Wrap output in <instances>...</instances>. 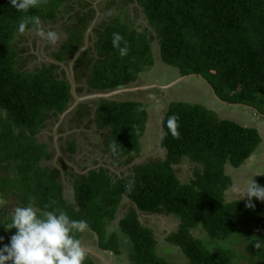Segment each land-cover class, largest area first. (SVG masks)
Segmentation results:
<instances>
[{"label":"trees","instance_id":"obj_1","mask_svg":"<svg viewBox=\"0 0 264 264\" xmlns=\"http://www.w3.org/2000/svg\"><path fill=\"white\" fill-rule=\"evenodd\" d=\"M70 1L38 0V6L25 13L12 7L10 0H0V169L4 179H11L0 185V197L16 191L17 201L22 206L33 202L38 215L59 209L71 219L85 221L97 234L101 250L118 258L126 246L132 264H239L240 254L264 264V247L256 249L251 243L257 237L264 239V201L253 198L255 207L249 208L246 196L224 198L236 175L232 177L225 167L243 168L259 147L261 131L232 119H219L203 104L168 103L161 122L160 146L165 156L159 161L141 164L131 176L115 181L104 168L91 170L76 183L77 207L64 201L57 175L41 164L51 152L37 142L36 135L45 122L66 110L71 99L69 82L64 70L61 78L54 74L59 67L55 63L34 71L18 69L12 42L22 19L52 20ZM139 4L148 25L157 32L163 63L178 69L179 77L194 74L203 78L220 101L252 108L257 117L264 115V0H139ZM82 14L83 20L76 18L80 26L92 19L94 10ZM140 25L119 20L106 26L104 35L101 32L99 58L86 76L90 89L110 91L126 86L154 65L145 34L149 28ZM32 27L29 24L26 30ZM114 32L127 42L128 55L121 57L113 47ZM82 42V33L70 31L62 50L54 53L56 61L67 60V54L71 58ZM85 55L81 62H86ZM94 113L96 126L107 130L106 154L115 159L138 155L148 119L145 103L104 99ZM172 116L177 117L178 137L167 126ZM70 144L68 152L73 153L77 145ZM113 144L115 154L110 148ZM185 158L196 168L183 182L174 166ZM26 179L31 182L20 186ZM252 179L264 185V176ZM130 180L135 181L131 191L126 188ZM124 197L133 208L120 220V230L108 233L106 227ZM138 211L178 219L176 229L163 239L179 248L182 261L172 262L157 253L160 235L139 221ZM199 226L208 241L191 231ZM14 232L0 231L4 237L0 244L9 243L8 233ZM80 235L75 233L76 238ZM226 239L236 240V250L223 242ZM84 264L93 262L87 257Z\"/></svg>","mask_w":264,"mask_h":264},{"label":"rangeland","instance_id":"obj_2","mask_svg":"<svg viewBox=\"0 0 264 264\" xmlns=\"http://www.w3.org/2000/svg\"><path fill=\"white\" fill-rule=\"evenodd\" d=\"M90 1L96 3L97 8L100 10L101 15L108 14L106 13L108 4L105 2V0H72L68 3L63 4L60 7V10L58 11L54 19L40 20L41 26L45 31H55L58 33L59 39L55 45H52L48 41L43 40L42 38L37 36L34 27L29 30H25L23 33L17 30L12 42V46L17 51V57L15 60L16 67L21 71H27V70L34 71L41 68L44 65L50 66V64L52 63H58L59 67L54 71V74H56L57 77L61 78L63 77L61 71L62 69H64L65 79L71 83L73 81L75 92L79 91L80 94L79 101L88 99L90 101L89 105L93 104L90 107L93 108L96 105H99L103 99H109V100L113 99L119 101L136 100L145 103L148 119L145 124L144 133L142 137L139 139L140 152L135 157L132 155L127 157L130 164H133V162L135 161L156 162L159 161V159L163 158L162 153L159 151V138L162 136L161 133L162 130L161 132L159 131L160 133H158L157 129L160 130L161 118H163L168 103L171 101H183L187 103L203 104L204 106L210 108L211 110H214L219 119L228 118L237 121L243 125L252 126L257 129L259 128L262 133L259 134L262 144L259 143L258 149L251 155L249 159L246 160L244 164V168L243 169L241 168L240 170H235L230 166L225 167V169L227 168L230 169L231 172L230 171L228 172L232 177L236 173L239 174L238 176L239 178L234 177L235 180L238 181V186H236L234 190L235 192H241L238 193L236 197L238 198L243 197L247 183L251 181V178L264 176V143H263L264 140H262V138H264V116H260L261 118L255 116L256 114L252 110V108L228 104L223 101H220L213 94L209 85L203 78H200L195 75L185 76L181 78L179 77L178 69L172 66L170 67L167 64L163 63L159 53V38H157L156 35L157 32L155 31V29L148 27L146 19L140 9L138 0H132L129 3L127 7L128 18L125 19L127 21H131L133 24H137L138 22H140V24H146L147 25L146 28L147 27L149 28L147 29V33L145 34L148 37V40L150 41L151 49L153 50L152 52L155 58L154 65L152 67L150 66L142 70L135 81L131 82L129 85L125 87L123 86L122 89L120 90L113 89L110 91H94L95 94H93V96L88 98L87 92L80 91L82 86H84L83 84H85L84 81L85 79L82 80L80 79V76H76V74H74L73 66L74 64L77 63V61H75V56L74 58H68L67 61L58 62L55 60L53 52H56L59 49V43L64 42V40L68 35V32H70L72 29L74 31V34L80 33L79 32L81 28V26L79 25L80 21L79 19L76 20V18L77 17L81 18L83 16L82 13L95 9L96 5H92ZM109 3L110 5H112V1L111 2L109 1ZM127 3L128 0H120L119 7L122 9L123 5ZM110 15L111 14L109 13V15L107 16ZM83 18L84 17H82L81 19L83 20ZM95 18L96 15L94 12L92 19ZM116 18L117 15L112 14L111 17L106 18V21H110V20L114 21ZM66 21L71 23L66 25L65 23ZM69 25H71L70 26L71 28L68 30V32H66L65 29ZM94 30L95 29L93 28L90 32H94ZM84 32H86V30ZM104 34L105 32L103 33V35ZM93 37L94 36H90L89 46L93 45L94 43ZM95 41H99V37H96ZM98 47L99 50H101L100 46ZM86 58H89V55ZM82 67L84 66L81 62L75 68L76 70L79 71V68ZM88 68L91 69L90 66H88ZM101 93L103 95H101ZM90 110H91L90 117L93 121V117H95V113L93 109ZM62 115L63 114H60L59 116ZM70 119L71 118L65 120L64 118L65 120L64 124L67 123ZM55 123H57V121H55ZM59 124L61 125L58 126L55 124V126H57V130H60L62 128L67 129V125L66 126L62 125L63 120L62 121L60 120ZM70 126L74 127L75 125L70 123ZM46 132H49L47 135L50 136V130ZM82 133H83L82 135H84V132ZM41 134L42 133H40V135ZM48 136L43 135V138L47 140V143L50 145V148L55 147V145L59 142V137L53 139V138H49ZM105 142H106V138H104L102 135H99V137H97V140H95V142H92V146L94 148L100 147L104 149L106 147ZM253 156L255 157L258 156V157L254 161L253 165L249 166L252 163V160L254 159ZM189 162L190 161H188V159L185 158L181 163L176 165L177 176L179 180L183 182H186L188 180V176L192 174L193 169L196 168L195 163H189ZM0 171L2 172L3 169L1 168ZM246 171L251 172L250 176H247L245 174ZM131 174L132 172H130L127 177L131 176ZM246 176L248 177V179H245ZM25 181L27 182V184L31 182L30 179H26ZM4 182L10 183L11 179L9 180L4 179L2 175H0V185H2ZM14 196L15 194L12 193L11 195H5L3 198L9 197L10 199L8 200H15L14 198H11ZM3 198L0 197V200ZM16 199L19 200V197H17ZM128 202L129 204H127L128 208L125 210L126 212L122 214L118 210L116 216H114L112 219V223H116L119 226L120 220L126 215V213L130 209L133 208V205L130 203V200ZM14 204H19V202H14ZM138 214L141 215L142 213L138 211ZM0 220L1 222H3L1 217ZM142 220L144 222V225L153 226L154 232L159 233L160 235V240H159L160 247L158 248L157 253L159 255H163L164 257H167L172 262L182 261L184 256L180 252L179 248L177 249L171 245H168L166 241L163 239L165 235L162 232V229H166V228L175 230L177 223L179 222L178 219L172 215L166 216L165 214L162 215L152 214V215H147V217H145V219L143 218ZM191 231L193 232L194 235L202 238L204 242L205 240H207L206 234L204 233V231L200 226L191 229ZM85 233L86 232H84V234ZM235 241L236 240H234L233 242L230 239H226L223 242L224 243L226 242L227 244H229V246L232 245V248L236 250V246L234 245ZM240 244L241 246H243L242 243ZM123 249H124L123 255L119 256L118 258H115L114 256L113 260H112V256L108 258L106 255H104L105 253H109L108 251H103L99 249V252H101V254L103 255L101 257L100 264H107V261L109 264H123V261H125V264H130L127 258L128 248L125 246L123 247ZM239 252H240V248H239ZM255 261L256 259H254L253 257H248L245 254L241 256L240 254L239 264H255Z\"/></svg>","mask_w":264,"mask_h":264},{"label":"clouds","instance_id":"obj_3","mask_svg":"<svg viewBox=\"0 0 264 264\" xmlns=\"http://www.w3.org/2000/svg\"><path fill=\"white\" fill-rule=\"evenodd\" d=\"M109 1L110 2L112 1V5H110ZM109 1H107L108 2L107 10L109 12L118 13L114 15L121 16L122 14L127 13V9H128L127 7L132 0H128V3L123 5L122 9L119 7L120 0H109ZM10 4L17 11L26 13L30 8H34L38 6V0H10ZM139 6L142 11L140 4ZM94 10H95L94 12L97 13V16L101 15L100 10L97 8V5ZM123 10H125V13L122 12ZM111 15L107 17H111ZM91 20L86 21L87 24ZM119 20L121 22L127 23V21H123V19H118V18H116L114 21L112 20L107 21L106 23L112 24V23H116ZM65 23L66 25H68L71 22L66 21ZM29 24H31L35 28L36 35L42 38L43 40L48 41L52 45H55L58 42L59 39L58 33L55 31H45L41 26V22L38 16L25 17L24 19H22L18 24L19 32L23 33ZM147 25L144 24L145 27ZM70 26L71 25H69L65 29L66 32L71 28ZM86 26L87 25H82L80 30L83 29V31H85ZM105 27L102 29L101 31L102 33L105 30ZM148 27L150 26L148 25ZM71 31H73V29ZM102 33L97 35V37H99V41H96V45L93 46L96 52H97L98 44L100 43V36ZM90 36H94V32H91L85 36L84 38L85 46L82 47L84 42L83 41L82 45H80V47L75 51V53L72 56V57L75 56V60L77 61L76 65H79V63H81L79 59H81L82 55L86 53L85 55L86 62H82L84 67L79 69L80 70L84 69L85 71H87L88 69L87 73H89L90 71L88 68V66L90 65L86 66V63L87 64L89 63L86 57L90 47L89 46ZM122 42H123V46H121ZM112 44L114 48L118 49L119 55L121 57L128 55L129 48L127 42L124 40L123 36L120 33L114 32L112 34ZM58 50H61L60 47ZM67 56L69 57V54H67ZM58 62H62V61H58ZM55 64L58 65V63ZM93 66L94 64L90 67ZM63 70L64 69H62V71ZM73 83H74L73 81L72 83L69 82V85ZM80 120L82 121V119H78L77 122H72V124L75 125L74 127H77L81 124ZM93 122H94L93 123L94 126H96L95 121ZM94 126L91 127L93 128ZM167 126L172 136L178 137L179 133L177 131L178 128L177 117L175 116L170 117L167 121ZM104 130L107 131L106 129ZM105 133L103 134L104 138H105ZM162 133H163V129H162ZM110 148L114 154L117 152V146L115 144L110 145ZM45 160H47V158H43L41 164L43 167L48 168L49 163H46ZM1 173L2 172L0 171V175ZM10 175L11 178H13L15 174H13L12 172ZM134 183H135L134 180L128 181V183L126 184V188H128V190L131 191ZM24 184H27L25 180H23L19 185L22 186ZM14 194L15 196L11 198H14L15 200H8L10 199L9 197L7 199L3 198L0 200L1 212L6 210L11 211L12 208H14L13 206L14 202H18L16 199V195H18L16 191L14 192ZM245 196L248 198L246 206L249 208H254L255 205L252 203L253 198L259 201H264V185H261L256 180L252 179L247 183L246 189L243 194V197ZM18 205L19 206L15 207V209L11 213H9L10 220L4 223H0L3 224L6 229L4 230L0 228V231L10 232L12 229H15V232L12 235L11 233H8V236L10 237L9 243L3 244V246L0 247V264H84L88 253L85 247L83 246V244L81 243V241L78 238H76L75 233L83 232L86 229V227L88 229L90 228L87 226L85 221L71 219L65 211L59 209L54 211H47L44 212L43 215H38L37 207H36L37 210L36 211L30 205L22 206L20 203ZM3 240L4 237L0 236V242H2ZM251 243L255 246L256 249H261L262 247H264V239H260L259 237H257V239L253 240ZM105 254H107L108 256H112V253L110 252ZM128 262L132 264L129 260ZM123 264H125V261H123Z\"/></svg>","mask_w":264,"mask_h":264},{"label":"crops","instance_id":"obj_4","mask_svg":"<svg viewBox=\"0 0 264 264\" xmlns=\"http://www.w3.org/2000/svg\"><path fill=\"white\" fill-rule=\"evenodd\" d=\"M76 100L79 101V98ZM62 118H63V116H60V118H57L58 119L57 123H59ZM86 132H88V134L91 133L90 136H91L92 140L91 141L89 140V143L84 144V147L77 154L78 155L77 159L73 158V160H72L71 158H69L68 154L61 152L58 148L55 149V147L50 148L49 151L51 152V156L47 158V160L49 161L48 168L52 169V173L54 172L55 175H57V178L59 179V181L62 184V197H63L64 201L67 204H69L70 206L75 207V208L77 207V203L75 200L76 199L75 198V195H76V189L75 188L77 185L76 183H78V181L81 182L84 179H86L88 174H89V171L97 170L99 168H104L109 173V175L111 176L112 181H115V179H117V178L127 177L128 174L130 172H132V170L135 167L146 163L144 161H143L144 163L139 162V161H137V162L135 161V162H133V164H130L129 160L128 161L126 160L127 159L126 157L117 158V159L112 158L111 153H107V154L105 153V149L107 146L104 149H102L100 147L94 148L92 146V142H95V140H97V137H99V135L103 136V134L105 132L107 133V131L94 126L92 131H86ZM90 136L88 135V138ZM53 139H56V137H54ZM262 140H264V138H262ZM260 143L262 144V141ZM93 151H95V153H93ZM159 151L162 153V155H163L162 157H164L165 156V149L161 148L160 145H159ZM85 157L88 158V160L89 159L90 160L89 161L86 160ZM253 157H254V159L252 160V163L249 166L253 165L254 161L257 159L258 156L257 157L253 156ZM86 161L88 162L87 164L84 163ZM244 164L242 165L243 168H244ZM52 166L54 168H52ZM249 166H247V167H249ZM174 169L176 172V166H174ZM228 170H229V168H227V172H228ZM245 174L247 176H250L251 172L246 171ZM238 176H239V174L236 173V175L234 177L239 178ZM247 176L245 179H248ZM235 178L233 181L234 182L233 185H231V187H229V189L225 193V196H224L225 199L228 198L231 200L234 198H238V197H236V195L238 193H241V192H235V190H234V188L236 186H238V181L235 180ZM251 180H252V178H251ZM128 201H129L128 198L124 197L121 200L120 206L123 203L125 205L129 204ZM29 205L32 206L36 210V207H35L33 202H30L27 206H29ZM13 206H14V208H12L11 211H8V210L2 211V212L0 211V217L3 220V222H1V220H0V223H4V222H7L10 220L9 213H11L15 209V207H17L19 205L14 204ZM118 210H120V209H118ZM138 216H139V214H138ZM149 227H152V226L149 225ZM0 228L6 230L3 224H0ZM106 228H107L108 233H110L112 231L120 230L119 226L116 223H112V220L108 223ZM84 232H86V233L84 234ZM11 235H12V233H11ZM78 239L81 241V243L85 247V249L88 253L87 257L93 262V264H100L101 257L103 255L101 254V252H99L100 248L98 246L97 234L91 228L88 229L86 227V229L83 232H81V236H79ZM90 245L92 248L90 247ZM2 246H3V244L1 243L0 247H2ZM104 255H106L108 258H110V256H108L107 254H104ZM107 264H109L108 261H107Z\"/></svg>","mask_w":264,"mask_h":264},{"label":"flooded vegetation","instance_id":"obj_5","mask_svg":"<svg viewBox=\"0 0 264 264\" xmlns=\"http://www.w3.org/2000/svg\"><path fill=\"white\" fill-rule=\"evenodd\" d=\"M138 2H139V0H138ZM91 3H92V5L93 4L96 5L93 1ZM122 12L125 13V10H123ZM106 13H108V14H105L103 16L102 15L97 16V13L95 12V15H96L95 19H92L88 24H87V22L82 24V25H87L85 27L86 28V32H84L83 29L80 30V33L83 34V41H84L85 35L91 33L90 31L93 28L95 29L94 30V37H93L94 43H93V45H91L89 47V51H88V54H87V56L89 55V58H87L89 63L88 64L86 63V66L87 65L92 66L93 64H95L97 62V60L99 58V54L94 50L93 46L96 45V41L95 40H96L97 35L101 33L102 29L105 26L110 24V23H106L107 22L106 21L107 15H109V13L110 14H118V13H115V12H109L108 10H107ZM117 18L118 19H123V21H127L125 18H128V14L125 13V14H122L121 16L117 15ZM127 22H129V21H127ZM137 24L140 25V22H138ZM140 26H144V24H141ZM84 46H85V41L83 42V46L82 47H84ZM59 47L62 50L63 42L59 43ZM53 53H55V52H53ZM68 58H67V60H68ZM72 58H74V57H72ZM76 64H74V66H73L74 74H78L80 76V79H82V80L85 79L84 80L85 84H83L84 86H82L80 91L81 92H87V94H88L87 96H88V98H90L91 96H93V94H95V92L92 89L89 88L88 82H87V80L85 78L86 75H87L88 69H87V71H85L84 69H82V70L79 69V71H78L75 68L76 66H78ZM78 75H76V76H78ZM129 84H127V85H129ZM69 86H70L71 99L69 101V104H68L66 110L63 113H61V114H63L62 116H64L65 120H68L69 118H71L65 124H64V121H65L64 118L61 119V121L63 120V124L62 125H64V126L67 125V129L66 128H62L60 130H57V126H55V124L58 125V126H60L61 124L55 123V121H57V118H59L60 116L53 117V118H50L47 122H45V125L43 124L42 130L39 132V134L36 135V137H37L36 139H37V142L43 144L44 148L47 151H49L50 150V145L47 143V140H45V138H43V135L48 136L47 134L49 132H46V131L50 130V136H48L49 138L59 137V142L55 145V149L58 148L61 152L65 153V154H68L69 158H71L73 160V158H76V159L78 158L77 154L84 147V144L89 143V140L90 141L92 140V138L90 136L91 133L88 134V132L87 133H85V132L93 130V128L91 126H94V124H93L94 122L93 121H95V117H93V121H92V119L90 117V113H91L90 109H93V111H94V109H95V107H97V105L94 108L90 107L93 104L89 105L90 101L88 99L82 100V101H77L76 99H78L79 96H80L79 91L75 92L74 83L70 84ZM118 89L120 90V89H122V87H120ZM118 89H116V90H118ZM90 92H91V94H90ZM101 95H103V94L101 93ZM78 119H82L81 124L79 126H77V127H71L70 123L77 122ZM161 122H162V118H161ZM161 122H160V131L162 130ZM52 126H53V128H52ZM157 131H158V133H160L159 129H157ZM44 132H46V133H44ZM82 132H84V135H82L83 134ZM40 133H42V134L40 135ZM88 135L90 136L89 138H88ZM162 136H163V134H162ZM162 136L159 138V145H160V140H161ZM70 143H75L77 145L76 149H75V151L73 153H69L68 152V147L71 145ZM93 153H95V151H93ZM85 159L88 160V158H86V157H85ZM45 162L49 163L48 160H45ZM84 163L87 164L88 162L86 161ZM52 168H54V167L52 166ZM126 206L127 205H125L124 203L120 206V210L119 211L122 214L126 212L125 210L128 207V206L127 207ZM147 215H151V214L142 213L141 215L138 216L139 220L143 224H144V222H143L142 219L143 218L145 219V217H147ZM165 228H166V226H165ZM162 230L165 232V236H166L167 233L173 231V229H168V228L162 229Z\"/></svg>","mask_w":264,"mask_h":264},{"label":"water","instance_id":"obj_6","mask_svg":"<svg viewBox=\"0 0 264 264\" xmlns=\"http://www.w3.org/2000/svg\"><path fill=\"white\" fill-rule=\"evenodd\" d=\"M191 75H194V74H191ZM182 77H185V76H181V78H182ZM175 82H176V81H175ZM263 116H264V115H263Z\"/></svg>","mask_w":264,"mask_h":264}]
</instances>
